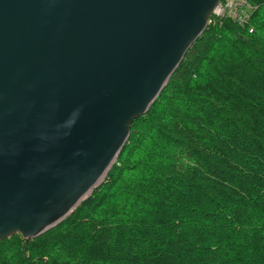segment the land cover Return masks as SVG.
<instances>
[{"label": "trees", "instance_id": "obj_1", "mask_svg": "<svg viewBox=\"0 0 264 264\" xmlns=\"http://www.w3.org/2000/svg\"><path fill=\"white\" fill-rule=\"evenodd\" d=\"M248 1L247 26L207 24L100 185L1 240L0 264H264V0Z\"/></svg>", "mask_w": 264, "mask_h": 264}, {"label": "water", "instance_id": "obj_2", "mask_svg": "<svg viewBox=\"0 0 264 264\" xmlns=\"http://www.w3.org/2000/svg\"><path fill=\"white\" fill-rule=\"evenodd\" d=\"M220 0H0V241L99 186Z\"/></svg>", "mask_w": 264, "mask_h": 264}, {"label": "built area", "instance_id": "obj_3", "mask_svg": "<svg viewBox=\"0 0 264 264\" xmlns=\"http://www.w3.org/2000/svg\"><path fill=\"white\" fill-rule=\"evenodd\" d=\"M256 6L248 0H220L208 19V24L224 17H230L240 25L247 26ZM253 29H250L252 32Z\"/></svg>", "mask_w": 264, "mask_h": 264}]
</instances>
